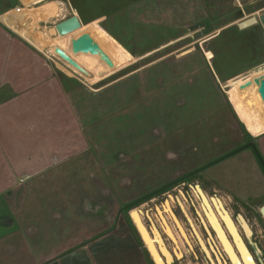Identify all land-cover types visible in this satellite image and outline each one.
Listing matches in <instances>:
<instances>
[{"label":"rangeland","instance_id":"rangeland-1","mask_svg":"<svg viewBox=\"0 0 264 264\" xmlns=\"http://www.w3.org/2000/svg\"><path fill=\"white\" fill-rule=\"evenodd\" d=\"M53 2L63 3L59 14L47 23L39 18L35 34L42 36L78 15L114 58L126 47L136 53V61L119 73L109 69L92 84L84 74L71 72L53 52L54 45L40 51L0 21V80L36 86L26 93L29 115L25 117L51 109L64 115L62 119L74 113V130L66 119L54 125L63 130L65 125L60 134H82L88 143L86 153L75 156L68 168L44 173L37 186L12 192L21 201L30 192L22 213L26 207L38 212L31 220L22 214L18 219L20 227L33 235L26 239L32 240L36 254L64 250L68 242L83 240L111 222L117 226L122 207L127 220L129 213L140 209L146 227L152 228L153 222L168 248L164 231L154 220L156 209L170 197L175 212L180 211L179 204L192 207L191 199L199 208L197 187L223 199L236 212L242 210L217 187L239 200L245 199L246 190L256 189L261 170L256 157L252 158L253 150L188 178V186L183 187L180 178L244 144L242 132L247 130L219 79H240L254 68L264 72L263 25L238 29L240 22L264 15V0H48L43 4ZM24 7L21 0H0V15ZM249 78L227 91L233 102L244 101L241 87ZM39 97L48 108L35 104ZM55 100L60 103L56 101L59 105L53 108ZM244 112V119L255 124L257 112L252 107ZM263 140L256 141L259 151ZM249 172L257 173L255 180ZM87 202L98 211L89 210ZM17 250L3 253L0 263L33 261L26 257V246L21 244Z\"/></svg>","mask_w":264,"mask_h":264},{"label":"crops","instance_id":"crops-1","mask_svg":"<svg viewBox=\"0 0 264 264\" xmlns=\"http://www.w3.org/2000/svg\"><path fill=\"white\" fill-rule=\"evenodd\" d=\"M85 34L90 35L99 43L114 63V67H110L100 55L82 50L86 55V60L101 71V78L107 74L109 69L112 74L119 73L126 70L136 61V53L134 51L126 49V47L121 48L120 46L121 54H118L121 56L114 58L115 56L113 57L109 50L104 49L93 28L85 25H82L80 30L69 35L65 40L72 43V41L79 39ZM124 51L129 52L124 55ZM205 56L210 61L209 56H207V51H205ZM247 77L250 78L243 86L257 79H262L264 72L262 70L258 72L254 68L250 72L242 75L240 79H234V77L219 79V84L228 96L234 112L246 130L254 137L260 136L264 138V121L260 122L261 116L264 117V110L256 94L259 85L257 86L253 83L251 87L240 93L244 98V101L241 103L242 105L240 102H233L227 92L232 85ZM6 80H0V256L5 252L16 254L18 252L17 249H20L22 244L23 248L26 246L27 254L23 252L21 256L25 257L24 255L26 254V257L31 256L33 260L27 262L29 264L154 263L148 251L139 242L137 235L133 233L134 231L131 229L129 223L122 219H118L117 226L113 227L111 222L110 225L106 224L104 226L105 228L97 229L95 232L90 233L83 240H75L74 244L72 243L73 241L68 242L64 250L55 248L49 253L41 252L40 254H36L31 246L32 240L28 241L26 239V237L30 238L33 235L30 233V230H24L20 227L19 224H22V221L18 222V219L21 218L22 214V217L31 220V216L34 217V213L38 212L35 210L30 212L26 207L22 213L23 204L27 202L30 192L24 195L23 201L19 200L12 192L17 188L37 186V182H40L38 180H42V174L44 173L68 168L71 164H74L75 156H82L86 153L88 143L82 134L78 136L74 132L72 134H60L65 131V125L64 130L58 125H54L55 122L66 119L67 123L74 130L77 125L74 113L73 115L71 114L73 116L72 118L66 117L62 119L65 117L64 115L58 112L54 113L53 109H51L46 112L42 111L35 116L31 115L29 118L25 117L29 115L27 111V100H25L26 93L30 88L34 89L36 86L30 83L31 85L29 87L27 85L28 83L26 84L19 80L17 83L6 82ZM2 81L6 83H1ZM56 101L58 100L52 103L53 108L59 105L58 102L60 100L55 104ZM35 104H43L45 106L47 103L46 101H42L41 97ZM35 107L37 106L35 105ZM238 107H241L243 110H238ZM250 107L257 112L254 113L256 118L255 124L249 120H245L242 116L245 113L244 111ZM49 123L51 124L50 126ZM46 126L50 128L47 132H43L42 129ZM262 146L264 153V140L262 141ZM252 158H254L253 155ZM223 194L229 199H233L230 193L223 191ZM86 206L91 211H98L97 206H93L89 202L86 203ZM114 209L118 212L119 208L116 207ZM110 211L113 213L112 210ZM107 218L106 221L109 220ZM110 219L113 221L114 217ZM74 247L78 248L74 249ZM11 257L15 259L17 256Z\"/></svg>","mask_w":264,"mask_h":264},{"label":"flooded vegetation","instance_id":"flooded-vegetation-1","mask_svg":"<svg viewBox=\"0 0 264 264\" xmlns=\"http://www.w3.org/2000/svg\"><path fill=\"white\" fill-rule=\"evenodd\" d=\"M242 133L246 137L244 138L242 134L243 139L245 140L242 147H239L238 149L229 152L221 158H216L212 162L205 165V167L198 168L192 172H189L188 174L181 177L180 181H183V187L188 186L186 184V181L188 182V178L196 175L202 176L204 170L218 165L228 160L230 157L242 153V151L244 150L251 149L254 152V158L256 157V160L258 161V166L261 170V178L255 181L257 185L256 189L251 187V190H246V193L244 192L245 199L243 200L235 199L231 195L233 197V200L231 199V202H237V205L240 206V208L242 209L238 212L230 208V206L224 203L223 199L221 200L218 196L210 197L208 194H206L210 200V205L216 212V218L218 222L217 225H219L221 235L217 232L216 228L214 227L212 223L213 219L210 218L208 214L203 210L202 200L199 199L197 196L195 197H197L196 200L197 204L199 205V208L196 206L193 199H191L193 206L188 209H186V206L183 207L181 204H179L180 211L175 212L173 210V213L175 217L179 220V222L182 224L186 238H184L180 234L172 218L167 215V221L168 223L170 222L169 224L170 226H172L174 233L179 241L181 253V257H177L174 252V249H172L171 252L169 251L172 257L171 264H264V212L262 211V209L264 208V164L261 163L255 150L251 146L247 147L248 145L254 144L257 148L256 141L261 140L263 138H261L260 136L254 138L247 131H243ZM244 147L247 148L243 149ZM257 150L264 162L263 151H259V149ZM249 174L253 176L255 180L257 173L249 172ZM189 188L192 189V186L189 185ZM217 190L223 193V190L219 189L218 187ZM213 199H219L222 201L224 208L226 209V211H228V217L226 215L222 216L223 214L217 212ZM186 201L187 199H185V203ZM124 211V207H122L121 212L118 215V219H122V217L124 216L125 221H127L131 226L130 222H133L132 217L129 213V219L131 221L129 219L127 220ZM155 216L154 220L156 221L158 217ZM148 218L151 221V217ZM148 218L146 219L148 220ZM240 219L243 220V222L246 224L247 228L251 232L250 236H248ZM132 225L134 227L133 228L131 226V229L134 231L133 233L137 235V238L139 239L141 245L142 243L144 244L135 224ZM158 226L159 229L163 230L162 227H160V222ZM230 226L231 228L236 229L237 236L238 238H240L241 242L245 247V257L247 258V263L243 258L242 252L239 250L238 244L235 240V236L230 230ZM149 231L151 232V227ZM163 235L165 237L167 247L169 246L170 248H175V243L171 240V238H169L165 231L163 232ZM143 247L146 249V251H148L145 244ZM169 247L167 249H169ZM232 256H235L237 258V262L233 260Z\"/></svg>","mask_w":264,"mask_h":264},{"label":"bare ground","instance_id":"bare-ground-1","mask_svg":"<svg viewBox=\"0 0 264 264\" xmlns=\"http://www.w3.org/2000/svg\"><path fill=\"white\" fill-rule=\"evenodd\" d=\"M45 1H48V0H39V1L22 0L25 6L24 9L16 8L13 11L6 13L5 15H1L0 21H2L8 28L13 30L21 38L26 40L28 43H30L32 46L39 49L40 51L43 50L45 46H52V45H54L53 52L55 54H56L57 49H61L73 61H75L78 64V66L85 72L82 74L89 77V81L92 84L98 82L101 79V71L98 70L94 65H92L90 62L86 60V55L82 50L74 48L72 46V43H69L67 40H65L66 37H68L69 35L73 33L67 36L61 37L58 35L56 28H55L50 31L48 29V32L42 33V36L35 34L36 28L39 27L38 21L41 19L42 23L49 22L51 18L59 14V11L61 10V7L63 6L62 2H53V3H49L45 5L43 4ZM41 4H43L44 6L40 7L39 5ZM32 7H35V8L32 9ZM66 65L70 67L72 73H75V74L81 73L78 69L71 66L69 63H67ZM70 75L72 74L70 73ZM195 195L199 199L202 200L203 210L208 214L210 218L213 219L212 223L214 227L216 228L217 232L221 235L219 225H217L218 222L216 218V212L210 205L209 203L210 200L207 197L206 193L200 187H197L195 189ZM169 199L170 201L164 202L162 204V207L156 209L157 217L165 233L175 243V248H174L175 254L177 255V257H181L179 241L174 233L172 226H170L165 216L168 215L169 217L172 218L178 231L184 238H186V235H185V231H184L182 224L179 222V220L175 217L173 213V208L170 202L171 201L173 202L174 199L172 197H170ZM213 202L216 206L217 212H219L220 214H223L222 216L224 215H226L227 217L229 216L228 211H226V209L224 208V205L221 200L213 199ZM131 217L154 263L155 264H171L172 257L169 253V250L165 246L164 240L162 236L160 235V232L155 228V226L152 224V228L150 232L149 229L146 227V224L143 219V214L140 209H134L131 212ZM241 223L243 224L248 236H250L251 232L249 231V229L247 228L243 220H241ZM230 230L232 234L235 236V240H236V243L238 244L239 250L242 252L243 258L245 262L247 263V258L245 257V247L243 243L241 242L240 238H238L236 229L231 228L230 226ZM232 257H233V260L237 262V258L235 256H232Z\"/></svg>","mask_w":264,"mask_h":264},{"label":"water","instance_id":"water-1","mask_svg":"<svg viewBox=\"0 0 264 264\" xmlns=\"http://www.w3.org/2000/svg\"><path fill=\"white\" fill-rule=\"evenodd\" d=\"M34 1H39V0H34ZM261 23L264 27V15L257 18V17H251L249 19H246L238 24V29L239 30H245L251 26L257 25ZM82 27V22L81 19L78 15H74L62 22H60L58 25H56V31L59 36L64 37L67 36L71 33H74L75 31L79 30ZM72 46L76 49L84 50L87 52H91L95 55H100V57L110 66L114 67V63L110 56L103 50L101 45L97 43L90 35L85 34L82 37H80L77 40L72 41ZM56 54L60 56L61 59H63L65 62L69 63L71 66L75 67L78 69L81 73H85L79 66L78 64L73 61L65 52H63L61 49L56 50ZM255 83L257 86L259 85V89L256 91L257 96L260 99V103L263 107L264 110V77L262 79H257L252 83H248L247 85L241 87V90H246L251 85ZM252 147L257 156L259 157L260 161L262 164H264L257 148L255 147L254 144L248 145L247 147ZM247 147H244L243 149H246ZM242 149V150H243ZM264 212V208L262 209ZM141 236V235H140ZM143 240V239H142Z\"/></svg>","mask_w":264,"mask_h":264},{"label":"trees","instance_id":"trees-1","mask_svg":"<svg viewBox=\"0 0 264 264\" xmlns=\"http://www.w3.org/2000/svg\"><path fill=\"white\" fill-rule=\"evenodd\" d=\"M242 124V123H241ZM134 228V227H133Z\"/></svg>","mask_w":264,"mask_h":264}]
</instances>
